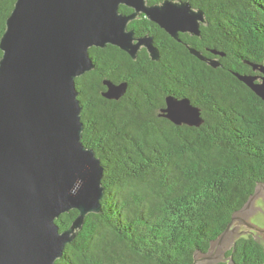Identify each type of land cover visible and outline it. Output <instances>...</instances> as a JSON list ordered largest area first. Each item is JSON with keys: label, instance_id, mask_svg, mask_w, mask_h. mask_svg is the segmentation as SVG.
Listing matches in <instances>:
<instances>
[{"label": "trees", "instance_id": "trees-1", "mask_svg": "<svg viewBox=\"0 0 264 264\" xmlns=\"http://www.w3.org/2000/svg\"><path fill=\"white\" fill-rule=\"evenodd\" d=\"M173 1L204 13L199 36L176 41L140 14L128 29L152 36L159 60L144 49L133 60L116 46L92 47L95 69L75 79L82 142L100 160L104 195L55 264H192L264 184V102L236 77L258 74L247 62H264V0ZM15 2L0 0V38ZM104 80L126 83L125 94L104 98ZM167 96L198 108L200 126L159 117ZM77 216L60 215V232ZM226 256L220 264H264V246L241 237Z\"/></svg>", "mask_w": 264, "mask_h": 264}, {"label": "water", "instance_id": "water-1", "mask_svg": "<svg viewBox=\"0 0 264 264\" xmlns=\"http://www.w3.org/2000/svg\"><path fill=\"white\" fill-rule=\"evenodd\" d=\"M120 6L132 9L120 12ZM142 14L172 39L200 35L204 13L188 2L164 0H16L0 38V264H55L81 230L85 217L100 212L103 168L82 142V106L75 79L95 69L89 49L116 46L133 60L144 47L152 61L159 51L151 36L135 37L130 22ZM191 55L213 68L189 48ZM252 74H236L264 102V62ZM102 96L119 100L127 84L104 81ZM162 116L177 126L198 127L200 111L188 99L167 96ZM264 197L258 184L245 205L207 251L196 250L192 264H220L242 236L234 226H252ZM76 210L69 229L56 220Z\"/></svg>", "mask_w": 264, "mask_h": 264}, {"label": "flooded vegetation", "instance_id": "flooded-vegetation-1", "mask_svg": "<svg viewBox=\"0 0 264 264\" xmlns=\"http://www.w3.org/2000/svg\"><path fill=\"white\" fill-rule=\"evenodd\" d=\"M131 10V12L130 13H128V14H131L132 12H133V10L132 9H130ZM127 15V14H126ZM142 15V14H141ZM139 16V15H138ZM137 16V18L136 19H138V20H141V18L142 17H138ZM143 16V15H142ZM135 19V20H136ZM129 30H132L133 32H134V34H135V37H142V36H149V35H143L142 34V32H143V28L141 27V26H139L138 24L136 25V27H135V30L134 29H129ZM142 34V36H140V34ZM181 34H184V33H181ZM152 37V36H151ZM153 38V37H152ZM180 40V39H179ZM153 41H154V45L156 46V42H155V40H154V38H153ZM180 42V41H179ZM160 43V42H159ZM180 44H182V43H180ZM186 49L188 48L186 45H184V44H182ZM106 47H107V45H106ZM156 48H157V46H156ZM142 49H144L146 52H147V50L144 48V47H142L140 50H142ZM158 49V48H157ZM159 51V50H158ZM147 54H148V52H147ZM148 56H149V54H148ZM150 58V57H149ZM103 69V68H102ZM104 81H108V80H104ZM103 81V82H104ZM104 86V89L101 91V94H103L106 90H107V88H106V86L105 85H103ZM165 108V107H164ZM164 108H159V109H156V111L155 112H157V115L159 116V117H161V118H164L163 116H162V114H163V112H162V110L164 109ZM250 222H251V225L252 226H256L257 228H260V229H262V230H264V209H261V211L258 213H256V215H254L251 219H250ZM235 228H237L238 230H239V232H240V234L242 235L241 237H248V238H253L255 241H257V242H259V243H264V235L263 234H260L259 232H257V231H254L253 229H250V228H248V227H246V226H238V225H236V226H234ZM240 237V238H241Z\"/></svg>", "mask_w": 264, "mask_h": 264}, {"label": "rangeland", "instance_id": "rangeland-1", "mask_svg": "<svg viewBox=\"0 0 264 264\" xmlns=\"http://www.w3.org/2000/svg\"><path fill=\"white\" fill-rule=\"evenodd\" d=\"M256 206L259 210V212L261 211V209H264V197L263 198H259L257 201H256ZM254 216V215H253ZM264 235V234H263ZM263 246H264V243H262Z\"/></svg>", "mask_w": 264, "mask_h": 264}]
</instances>
